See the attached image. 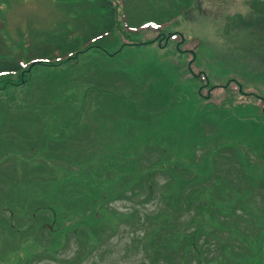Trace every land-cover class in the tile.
I'll return each instance as SVG.
<instances>
[{
  "label": "rangeland",
  "instance_id": "rangeland-1",
  "mask_svg": "<svg viewBox=\"0 0 264 264\" xmlns=\"http://www.w3.org/2000/svg\"><path fill=\"white\" fill-rule=\"evenodd\" d=\"M242 3L0 0V64L24 65L0 74V264H264V171L241 175L264 168V0Z\"/></svg>",
  "mask_w": 264,
  "mask_h": 264
},
{
  "label": "trees",
  "instance_id": "trees-1",
  "mask_svg": "<svg viewBox=\"0 0 264 264\" xmlns=\"http://www.w3.org/2000/svg\"><path fill=\"white\" fill-rule=\"evenodd\" d=\"M107 3V2H106ZM111 3H109V5H110ZM111 8V10H113L112 8L113 7H110ZM114 11V10H113ZM114 24H115V22H114V20H113V22H111V26L110 27H107V29H106V31H101V34H96L95 36H97V35H99L98 37H100V38H102L103 37V35L105 34V33H110L112 30H113V27H114ZM97 39V38H96ZM74 41V40H73ZM91 41V40H90ZM78 43V42H77ZM77 45V44H76ZM132 48H136L134 45L132 46ZM51 48H48L47 50H50ZM137 49V48H136ZM50 51H52V50H50ZM61 52V51H60ZM77 53H80V52H77ZM61 56H64V55H60L59 56V58H61ZM40 57L41 56H37L36 58H34L32 61L34 62L36 59H40ZM42 60V59H41ZM69 60V61H68ZM74 60V57H71L70 56V58H68L65 62H67V63H69V62H71V61H73ZM38 62H40V61H36V63H38ZM52 64H54V63H52ZM23 68H24V65H22L21 64V62H19V60H17V59H13V61H8V60H5V62H3L2 64H0V74L1 73H3V71H8L9 73H14V72H16V71H21V70H23ZM251 144V143H250ZM243 145L245 146V147H247L248 148V150H250V149H253V147H251L250 145H248L247 143H243ZM248 145V146H247ZM159 146H161V145H159ZM32 148H34V150H37V149H39L40 148V145H35V146H32ZM212 150H214V152H213V154L212 155H210L211 156V159H213L214 157H216V154H215V152L218 150V147H213V149ZM19 151H21V152H26V153H29V147H25V145L23 146V148L21 149V150H19ZM45 159L47 160V156L45 155ZM170 159L171 158H169L168 160H165V164H161L158 168H157V170H160L161 172H162V170H165V168H167L169 165H170V163L172 162V161H170ZM106 160H108V159H106ZM166 162H168V164L166 163ZM20 165H22V166H24V167H26V165H28V161H22L21 162V164ZM108 165V164H107ZM109 165H111V164H109ZM111 167V166H110ZM109 167V168H110ZM109 170V169H108ZM154 170H156V169H153V170H149V171H146V169L144 168V167H142V169L140 170V172H142V171H144V173L142 174V178L145 176V175H149V174H152V172H154ZM246 171L247 170H245L244 169V172L243 171H241V175L243 176V178L244 179H247V180H250V179H254L255 178V175L258 173V172H260V171H264V168H262V169H259V170H257L256 169V173L254 174V172H255V170H251V171H248V175H247V173H246ZM77 172V171H76ZM196 172H198V171H196ZM108 173V172H107ZM70 174H74V173H72V172H69V175ZM198 175L199 174H201V172H199V173H197ZM254 174V175H253ZM261 174H264V172H261ZM253 175V176H252ZM165 181H167V178H166V180ZM246 184V183H245ZM244 184V185H245ZM135 186V184H132V187H134ZM200 189H202V188H200ZM151 194H153L152 192H151ZM141 198V197H140ZM99 203H101V202H99ZM202 205H208V204H206V203H208L207 201H204V203L205 204H203V202L201 201L200 202ZM161 204L162 205H164V206H167V207H169L168 206V204H170V199H169V196H166V198H164V199H162L161 198ZM94 205V204H93ZM47 205H44V204H42V205H37V206H34V208L32 209V211L31 210H29L28 209V211H30V212H32L31 213V215H32V220L34 219L35 220V218L40 214V213H42V210H46V209H49L48 207H46ZM20 207H24V205H20L18 208H20ZM101 207V206H100ZM246 208V207H245ZM245 208H240V209H242V210H245ZM38 209H41V210H39V211H36V210H38ZM34 210H35V212H34ZM136 211H137V209H135ZM7 214H8V217L10 216L11 217V214H12V217H16L17 219L19 218V212H17V210H13V209H8V211H7ZM138 214H141V213H136V218H138ZM1 216H3V217H0V219H2L3 220V222H6L7 223V217H5L4 215H2L1 214ZM146 216L144 215V218H145ZM16 219V220H17ZM151 219V221H153L152 220V218H150ZM44 222L45 223H47V224H50V222H48V219H45L44 218ZM147 221L149 222V219L147 218ZM147 222V223H148ZM46 224V225H47ZM54 224V223H53ZM56 224V223H55ZM133 225V224H132ZM53 226V225H52ZM19 228L20 227H23L22 225H20V226H18ZM135 227H136V225H135ZM149 232V231H148Z\"/></svg>",
  "mask_w": 264,
  "mask_h": 264
},
{
  "label": "clouds",
  "instance_id": "clouds-1",
  "mask_svg": "<svg viewBox=\"0 0 264 264\" xmlns=\"http://www.w3.org/2000/svg\"><path fill=\"white\" fill-rule=\"evenodd\" d=\"M237 3L240 5L239 7H236L234 9H230L229 12L227 14H231V15H236L237 13H239L242 16H247L248 13V9L246 7L243 6L242 0H237ZM204 7H207L206 4L203 5ZM209 39H213L215 40V37L210 35ZM217 42L219 43H223V40H218Z\"/></svg>",
  "mask_w": 264,
  "mask_h": 264
},
{
  "label": "flooded vegetation",
  "instance_id": "flooded-vegetation-1",
  "mask_svg": "<svg viewBox=\"0 0 264 264\" xmlns=\"http://www.w3.org/2000/svg\"><path fill=\"white\" fill-rule=\"evenodd\" d=\"M191 51V50H190ZM192 61H194V60H192Z\"/></svg>",
  "mask_w": 264,
  "mask_h": 264
}]
</instances>
